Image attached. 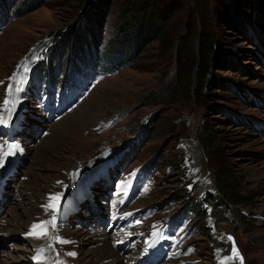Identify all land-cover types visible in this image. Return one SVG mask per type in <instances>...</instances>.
Here are the masks:
<instances>
[{
    "label": "rangeland",
    "instance_id": "374dc122",
    "mask_svg": "<svg viewBox=\"0 0 264 264\" xmlns=\"http://www.w3.org/2000/svg\"><path fill=\"white\" fill-rule=\"evenodd\" d=\"M10 1L0 14V264H35V254L104 264L91 233L127 259L142 254L132 264H217L230 260L227 235L244 264H264V0L238 7L232 26L223 11L235 0H164L165 33L149 40L136 28V42L121 20L136 0ZM202 37L213 44L200 90L185 81ZM41 223L47 234L28 242ZM57 237L72 238L68 249Z\"/></svg>",
    "mask_w": 264,
    "mask_h": 264
},
{
    "label": "trees",
    "instance_id": "16d2710c",
    "mask_svg": "<svg viewBox=\"0 0 264 264\" xmlns=\"http://www.w3.org/2000/svg\"><path fill=\"white\" fill-rule=\"evenodd\" d=\"M188 4H191L192 7L195 6V4H200L199 1L204 4L203 6H206L205 1L206 0H187ZM204 1V2H203ZM247 0H235V2L230 5L229 7L225 8L223 13L226 14V16L229 15L228 18L233 17L235 18H240L239 9L238 7H242L244 3H246ZM107 0H99L98 4L96 5L97 7H100L105 4L106 5ZM9 3H11L10 0H0V14L4 13L6 11V6H9ZM165 3L164 0H136V2L132 5L124 6V10H121V20L123 18L130 19L132 21L133 25L131 26L132 32L130 33V39L128 42H136L139 40L138 37V30H147V36L150 38L149 40H158L161 36V34L165 33V29L167 27V19L165 17V10L162 4ZM12 4V3H11ZM201 5V4H200ZM208 5V4H207ZM166 6V5H164ZM202 5L200 7H203ZM168 9L171 7L166 6ZM205 8V7H204ZM231 11H233L231 13ZM235 11V12H234ZM205 12V11H204ZM239 15V16H238ZM231 21H229V25H235L236 22L230 18ZM240 21V19H238ZM123 20L122 22H124ZM228 22V21H226ZM233 23V24H232ZM240 23V22H239ZM244 25V23H243ZM246 25V24H245ZM244 25V26H245ZM254 25V24H253ZM136 26V27H135ZM129 28V27H128ZM136 28H139L138 30ZM136 30V31H135ZM189 30L187 29L186 32H184L182 35L178 36L177 40V45H176V52H177V60L181 64H183L186 60V56L188 53V43H189V37H188V32ZM126 32L120 33L119 35V40H115L114 43H112L115 47H118L121 44V41L125 39L126 37ZM125 37V38H124ZM147 38V37H146ZM208 38L202 37L201 41L198 42V47L199 51L201 52V56L199 55L198 57V62H197V70L195 72L194 78L190 79L187 78L186 84L189 82H192L193 79H195V85L199 87L198 89L201 90V84H199V80L197 78L198 74H203L204 70H206V54H203V50L206 51L207 48H211L213 41L210 39L207 41ZM203 41V42H202ZM110 45L108 53H110V50L114 47L113 45ZM120 49V48H118ZM116 49V50H118ZM114 52V51H113ZM126 52V51H125ZM107 53V54H108ZM204 60V62H203ZM194 84V83H193ZM223 195H221L220 198H222ZM210 202H212L210 200ZM214 204V203H213ZM199 210V209H197ZM200 211V210H199ZM195 212V211H194ZM196 213V212H195ZM196 215V214H195Z\"/></svg>",
    "mask_w": 264,
    "mask_h": 264
},
{
    "label": "bare ground",
    "instance_id": "6f19581e",
    "mask_svg": "<svg viewBox=\"0 0 264 264\" xmlns=\"http://www.w3.org/2000/svg\"><path fill=\"white\" fill-rule=\"evenodd\" d=\"M67 149V148H66ZM67 151V150H66ZM68 161V160H67ZM68 163H72L71 161H68ZM71 166V165H70ZM49 185V184H48ZM50 187V185H49ZM52 187V185H51ZM54 187V186H53ZM53 189V188H52ZM46 190V189H45ZM55 190V189H54ZM60 190V189H59ZM61 191V190H60ZM44 192V191H43ZM58 192V191H56ZM53 193V192H52ZM52 197V196H50ZM48 201V200H47ZM51 201V200H50ZM41 202V200H39V203ZM53 202V201H52ZM48 203V202H47ZM46 203V205H47ZM51 203V202H50ZM37 205V204H36ZM36 208V207H35ZM41 208V207H40ZM37 210V209H36ZM35 210V211H36ZM41 211V209L39 210V212ZM38 213V212H37ZM36 213V214H37ZM38 218V217H37ZM36 218V220H37ZM99 233V232H98ZM108 233V232H107ZM28 235L27 234V240H28ZM110 235V234H109ZM34 236H32L33 238ZM91 237L93 239V242L96 243L97 248H95L94 251V255L93 257L96 258V260L100 263V262H104V264H132L134 263L133 261L140 259L142 256L140 253H135V257L132 256L130 258L127 259L128 255H120L116 252V250L113 248V244L115 242L112 243V241L110 240V238H108V235L104 234L103 235H94L91 233ZM112 238V236H111ZM33 240V239H31ZM64 241H67V243H64V248L68 249L69 247V243L72 241V238H66ZM28 242H30V240H28ZM230 244L232 245L231 241ZM32 247L35 246V251L37 249V245H35L34 243L31 244ZM156 246V245H155ZM152 247V245H151ZM150 249V248H149ZM131 256V255H130ZM134 257V258H133ZM35 264H42V260L40 258L39 255L35 254L34 258H33ZM130 262V263H129ZM84 264V263H82ZM136 264V263H135ZM217 264H232L230 262V260H228V256H224L221 255L218 257V263Z\"/></svg>",
    "mask_w": 264,
    "mask_h": 264
},
{
    "label": "snow or ice",
    "instance_id": "6c2138e0",
    "mask_svg": "<svg viewBox=\"0 0 264 264\" xmlns=\"http://www.w3.org/2000/svg\"><path fill=\"white\" fill-rule=\"evenodd\" d=\"M4 103L7 104L8 101L5 100ZM0 122H2V121H0ZM9 154L10 153H5V156H7ZM2 166H3V157H0V167H2ZM50 199H51V201H53V203H49V205L47 207L51 208L53 210V212H55V210L58 206V202H59L60 197L59 196H53ZM49 223H51L52 226L55 227V218H53V220L50 221ZM46 234H47V224H45V223L34 224L32 226L31 231L29 232V235L37 237V238H39L42 235H46ZM56 239H57V242H59V243H67V241L60 240L59 237H57ZM228 239L232 240V237L229 236ZM50 246L51 245H49V247ZM42 252H43V249H41V253ZM68 255H74V253H68ZM238 257H239V253L236 250L235 245H233V258H238ZM240 264H243L242 259L240 261Z\"/></svg>",
    "mask_w": 264,
    "mask_h": 264
}]
</instances>
